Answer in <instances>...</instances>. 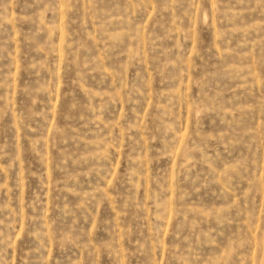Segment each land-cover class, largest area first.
<instances>
[{
  "label": "rangeland",
  "instance_id": "rangeland-1",
  "mask_svg": "<svg viewBox=\"0 0 264 264\" xmlns=\"http://www.w3.org/2000/svg\"><path fill=\"white\" fill-rule=\"evenodd\" d=\"M0 264H264V0H0Z\"/></svg>",
  "mask_w": 264,
  "mask_h": 264
}]
</instances>
